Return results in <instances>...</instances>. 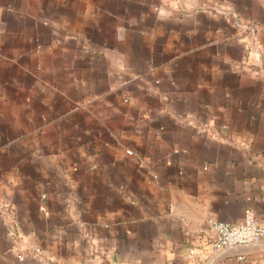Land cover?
<instances>
[{"label": "crops", "instance_id": "1", "mask_svg": "<svg viewBox=\"0 0 264 264\" xmlns=\"http://www.w3.org/2000/svg\"><path fill=\"white\" fill-rule=\"evenodd\" d=\"M248 213L264 0H0V264H264L201 248Z\"/></svg>", "mask_w": 264, "mask_h": 264}, {"label": "built area", "instance_id": "2", "mask_svg": "<svg viewBox=\"0 0 264 264\" xmlns=\"http://www.w3.org/2000/svg\"><path fill=\"white\" fill-rule=\"evenodd\" d=\"M132 153L131 150H128ZM208 227L213 230L214 237L210 235L208 242L201 248L207 252H217L238 245L257 242L264 238V219H258L248 213L240 222L223 220H208ZM189 258L198 256V249L192 247L187 254Z\"/></svg>", "mask_w": 264, "mask_h": 264}, {"label": "water", "instance_id": "3", "mask_svg": "<svg viewBox=\"0 0 264 264\" xmlns=\"http://www.w3.org/2000/svg\"><path fill=\"white\" fill-rule=\"evenodd\" d=\"M253 243H255V242H253ZM249 244H252V243H249ZM249 244H243V245H249ZM239 246V245H238ZM233 248V247H232ZM228 249H230V248H228ZM226 250V249H225Z\"/></svg>", "mask_w": 264, "mask_h": 264}]
</instances>
